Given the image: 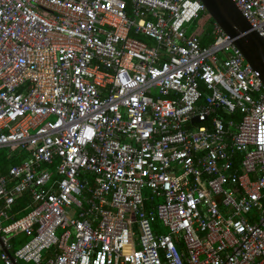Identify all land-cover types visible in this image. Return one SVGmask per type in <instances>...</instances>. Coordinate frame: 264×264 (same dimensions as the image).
I'll return each instance as SVG.
<instances>
[{
	"label": "built area",
	"instance_id": "built-area-1",
	"mask_svg": "<svg viewBox=\"0 0 264 264\" xmlns=\"http://www.w3.org/2000/svg\"><path fill=\"white\" fill-rule=\"evenodd\" d=\"M205 11L0 0V264H264V85Z\"/></svg>",
	"mask_w": 264,
	"mask_h": 264
},
{
	"label": "water",
	"instance_id": "water-1",
	"mask_svg": "<svg viewBox=\"0 0 264 264\" xmlns=\"http://www.w3.org/2000/svg\"><path fill=\"white\" fill-rule=\"evenodd\" d=\"M201 1L209 16L230 37L264 85V38L251 26L233 0ZM4 251L12 258L8 250L4 248ZM14 264L17 262L14 261Z\"/></svg>",
	"mask_w": 264,
	"mask_h": 264
},
{
	"label": "trees",
	"instance_id": "trees-1",
	"mask_svg": "<svg viewBox=\"0 0 264 264\" xmlns=\"http://www.w3.org/2000/svg\"><path fill=\"white\" fill-rule=\"evenodd\" d=\"M213 23V20H211ZM211 41V38H207L206 36H200V42L202 45L207 44ZM25 153L21 151L20 149L16 150H9L7 148H0V173L6 174L7 169L11 165H15L18 163H21L24 160ZM22 201L18 202V205L21 207L24 202H26V198L24 197L21 199ZM27 240L26 237L19 235V238L14 241L15 247L20 246L22 243H24Z\"/></svg>",
	"mask_w": 264,
	"mask_h": 264
},
{
	"label": "rangeland",
	"instance_id": "rangeland-1",
	"mask_svg": "<svg viewBox=\"0 0 264 264\" xmlns=\"http://www.w3.org/2000/svg\"><path fill=\"white\" fill-rule=\"evenodd\" d=\"M212 18L209 16L207 11L200 12L199 16L194 19L192 22L186 24V31L188 35H196V36H210L212 33ZM220 57H223L222 53L219 54ZM53 118H50L52 120ZM20 213L17 215L19 217L22 215ZM161 231H166L165 228H161Z\"/></svg>",
	"mask_w": 264,
	"mask_h": 264
},
{
	"label": "crops",
	"instance_id": "crops-1",
	"mask_svg": "<svg viewBox=\"0 0 264 264\" xmlns=\"http://www.w3.org/2000/svg\"><path fill=\"white\" fill-rule=\"evenodd\" d=\"M214 22V21H213ZM10 150V149H9ZM23 199V198H22ZM17 209V208H16ZM19 235H21V234H19ZM19 235H17V236H15L14 238H13V240H17L18 238H19ZM21 236H23V235H21ZM12 240V241H13ZM13 243H14V241H13ZM14 247H15V245H14ZM16 248V247H15Z\"/></svg>",
	"mask_w": 264,
	"mask_h": 264
}]
</instances>
